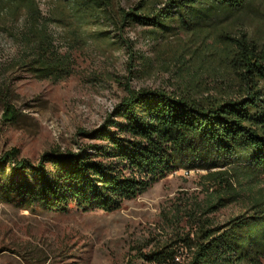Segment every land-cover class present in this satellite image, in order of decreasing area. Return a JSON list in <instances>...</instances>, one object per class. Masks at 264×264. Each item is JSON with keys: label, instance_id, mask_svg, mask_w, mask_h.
<instances>
[{"label": "trees", "instance_id": "obj_1", "mask_svg": "<svg viewBox=\"0 0 264 264\" xmlns=\"http://www.w3.org/2000/svg\"><path fill=\"white\" fill-rule=\"evenodd\" d=\"M45 1L47 16L37 0H0V19L27 14L22 62L40 79L70 76V57L57 41H84L83 29L96 22L118 30L148 27L155 40L189 32L203 41L175 57L172 91H128L114 116L88 133L101 144L53 149L37 164L19 159L17 149L0 156V190L25 208L111 212L174 171L204 170L219 189L198 217L189 215L192 234L181 239L189 251L186 264H263L264 34L229 22L256 12L263 0H137L127 9L115 8L114 0ZM52 27L63 32L57 37ZM202 49L207 53L200 56ZM16 119L7 104L4 120ZM240 198L247 210L228 221L204 217ZM176 252L164 248L145 258L175 264Z\"/></svg>", "mask_w": 264, "mask_h": 264}, {"label": "rangeland", "instance_id": "obj_2", "mask_svg": "<svg viewBox=\"0 0 264 264\" xmlns=\"http://www.w3.org/2000/svg\"><path fill=\"white\" fill-rule=\"evenodd\" d=\"M136 1L114 0V6L127 9ZM37 2L47 16L48 2ZM229 22L247 33L264 34V0L256 12ZM27 26L25 12L0 19V156L17 149L19 159L34 164L53 149L77 152L101 144L88 133L114 116L128 91H172L179 67L175 57L203 41L189 32L155 40L148 27L118 30L106 20L96 22L83 29L84 41H57L72 68L69 77L56 82L23 66L21 36ZM51 30L57 37L63 32ZM206 53L202 49L199 55ZM7 104L17 112L13 122L4 120ZM5 169L8 174L9 166ZM205 175L198 169L174 171L111 212L25 208L0 190V264H159L145 255L164 248L176 249L175 264H186L189 251L181 239L191 237L189 215L198 217L219 189ZM247 208L246 198H240L204 217L222 224Z\"/></svg>", "mask_w": 264, "mask_h": 264}]
</instances>
